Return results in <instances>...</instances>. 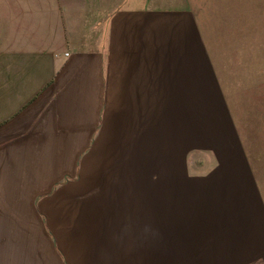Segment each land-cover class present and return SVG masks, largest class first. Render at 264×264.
<instances>
[{
	"label": "crops",
	"instance_id": "crops-1",
	"mask_svg": "<svg viewBox=\"0 0 264 264\" xmlns=\"http://www.w3.org/2000/svg\"><path fill=\"white\" fill-rule=\"evenodd\" d=\"M254 7L0 0V264H264Z\"/></svg>",
	"mask_w": 264,
	"mask_h": 264
},
{
	"label": "rangeland",
	"instance_id": "rangeland-1",
	"mask_svg": "<svg viewBox=\"0 0 264 264\" xmlns=\"http://www.w3.org/2000/svg\"><path fill=\"white\" fill-rule=\"evenodd\" d=\"M243 7H248L249 2L256 4L255 9L252 10V39L257 44L256 48L251 49V56L253 58L254 54L257 58L256 68L258 70V86L257 93V103H261L260 106L264 112V95H261L264 90V0H240ZM255 16V17H254ZM245 113V112H244ZM253 116L255 115V110L252 108L250 111ZM136 249V248H135ZM139 254L129 255L130 264H158V259L161 260V264L169 263V250L165 245L162 248H154L151 243L147 241L144 249V253L141 250ZM200 259V258H199Z\"/></svg>",
	"mask_w": 264,
	"mask_h": 264
}]
</instances>
